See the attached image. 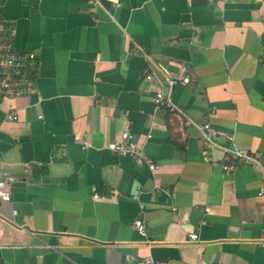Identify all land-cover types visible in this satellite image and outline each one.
I'll return each mask as SVG.
<instances>
[{
  "label": "crops",
  "instance_id": "0c3cea01",
  "mask_svg": "<svg viewBox=\"0 0 264 264\" xmlns=\"http://www.w3.org/2000/svg\"><path fill=\"white\" fill-rule=\"evenodd\" d=\"M0 26L35 55L0 89V264L264 263V0H0ZM123 132L157 170L107 149Z\"/></svg>",
  "mask_w": 264,
  "mask_h": 264
},
{
  "label": "built area",
  "instance_id": "2783aa9c",
  "mask_svg": "<svg viewBox=\"0 0 264 264\" xmlns=\"http://www.w3.org/2000/svg\"><path fill=\"white\" fill-rule=\"evenodd\" d=\"M97 2L98 0H88L89 4H94ZM115 5H117V3H115ZM2 30L3 28L0 26V89L8 97H14L29 92L33 89V81L28 77L27 69L31 66L35 55L33 53L21 54L13 50L9 44L4 43V40L1 37ZM181 82L183 84H187L189 82L188 77H183ZM169 84L171 85L172 82ZM152 101L156 108L165 109L168 113L183 118L185 125H196L193 121L186 118L182 110L177 105H175L163 92H156L152 97ZM15 118L16 117L14 115L7 116L9 121H13ZM199 129L201 131V141L206 149L217 146L215 143V138L217 136L216 131L210 129L207 124L199 126ZM149 137L150 136L148 135L147 138ZM107 149L116 153L117 155L131 157L136 165L146 166L150 171H155L158 169L157 164L152 162L146 156L142 148L131 141L127 132L121 133L118 140L110 142L107 145ZM232 154L244 163H258L259 155L248 153L245 150L236 149L232 151ZM8 181L9 179L7 177H1L0 175V202H8L10 200V193L7 189ZM258 195L264 196V169L261 173V185L258 189ZM132 227L137 234L141 236L145 235V227L141 219H135L133 221ZM188 238L190 241L197 240V236L195 234H189ZM139 264L165 263L150 258H144L139 262Z\"/></svg>",
  "mask_w": 264,
  "mask_h": 264
}]
</instances>
